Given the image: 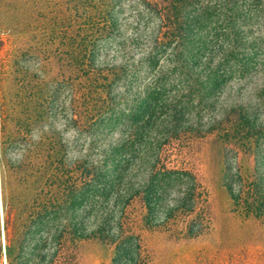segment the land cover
I'll return each mask as SVG.
<instances>
[{
  "label": "trees",
  "instance_id": "16d2710c",
  "mask_svg": "<svg viewBox=\"0 0 264 264\" xmlns=\"http://www.w3.org/2000/svg\"><path fill=\"white\" fill-rule=\"evenodd\" d=\"M121 2L0 0L7 264H78L88 241L142 264L128 218L136 206L159 207L166 178L195 179L187 165L195 144L211 143L225 159L222 186L234 209L264 218V0H138L155 28L149 53L130 64L98 56L120 33ZM251 20L261 33L244 53L239 30ZM166 48L173 54H150ZM60 120L90 136L88 152L71 154ZM101 129L117 137L93 149ZM141 160L149 175L138 197ZM195 205L174 201L155 226Z\"/></svg>",
  "mask_w": 264,
  "mask_h": 264
},
{
  "label": "rangeland",
  "instance_id": "374dc122",
  "mask_svg": "<svg viewBox=\"0 0 264 264\" xmlns=\"http://www.w3.org/2000/svg\"><path fill=\"white\" fill-rule=\"evenodd\" d=\"M120 10V33L116 38L99 44L98 56L107 62L128 60L130 64L149 53L150 34L155 28V21L143 10L138 0H122ZM258 24L259 22L251 20L239 30L244 43L240 49L244 53L247 52L252 37L261 33ZM209 44L211 48V42ZM223 45L220 52L225 48ZM150 54L173 53L166 48ZM59 124L62 133L70 141L72 155L88 152L91 143L89 135L74 131L63 120ZM117 133V130L111 132L101 129L93 149L101 141L102 149L104 143L117 137ZM150 135H156V130H152ZM146 152V149L141 150V154ZM182 155L184 156V151ZM227 156L229 158L230 154ZM187 158L190 162L187 165L192 169L195 179L166 178L159 207L150 212L136 206L134 214L128 218L129 225L134 222V227L129 228L126 224L125 228L134 232L135 239L130 238L133 239L134 246L140 244L142 264H264V218L258 222L241 213L239 209H234L228 191L222 186V177L227 173L225 159L217 154L211 143L195 144L187 152ZM145 160L139 161L135 170L134 181L138 197L143 195V179L149 175ZM251 160V155L247 153L242 156L240 163L247 168ZM193 185L195 189L191 190ZM183 198L195 200L196 211H175L173 223L168 227L155 226L165 216L167 207ZM5 245L0 201V264H7ZM77 253L80 256L78 264H129L123 253L116 255L112 246L97 242L79 244Z\"/></svg>",
  "mask_w": 264,
  "mask_h": 264
}]
</instances>
